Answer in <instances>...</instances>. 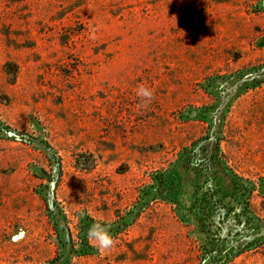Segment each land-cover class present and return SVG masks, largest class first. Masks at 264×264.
<instances>
[{
    "label": "rangeland",
    "instance_id": "rangeland-1",
    "mask_svg": "<svg viewBox=\"0 0 264 264\" xmlns=\"http://www.w3.org/2000/svg\"><path fill=\"white\" fill-rule=\"evenodd\" d=\"M262 183L264 0H0V264H264Z\"/></svg>",
    "mask_w": 264,
    "mask_h": 264
},
{
    "label": "clouds",
    "instance_id": "clouds-1",
    "mask_svg": "<svg viewBox=\"0 0 264 264\" xmlns=\"http://www.w3.org/2000/svg\"><path fill=\"white\" fill-rule=\"evenodd\" d=\"M137 96L144 102H148L153 97V92L147 87H140ZM111 225L108 223L95 222L88 229V240L99 250H109L115 244V239L111 234Z\"/></svg>",
    "mask_w": 264,
    "mask_h": 264
},
{
    "label": "trees",
    "instance_id": "trees-1",
    "mask_svg": "<svg viewBox=\"0 0 264 264\" xmlns=\"http://www.w3.org/2000/svg\"><path fill=\"white\" fill-rule=\"evenodd\" d=\"M235 185H236V187H235V189H234V191H235V193H237V192H242V193H245V192H248L249 194L251 193V189L252 188H249L247 185H243V184H241L240 182H236L235 183ZM262 194H263V197H264V183H262ZM263 207H264V203H263Z\"/></svg>",
    "mask_w": 264,
    "mask_h": 264
}]
</instances>
